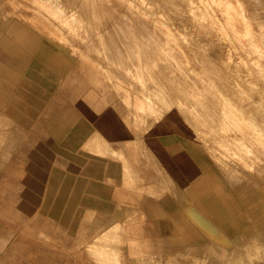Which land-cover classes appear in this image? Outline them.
<instances>
[{
	"label": "rangeland",
	"instance_id": "1",
	"mask_svg": "<svg viewBox=\"0 0 264 264\" xmlns=\"http://www.w3.org/2000/svg\"><path fill=\"white\" fill-rule=\"evenodd\" d=\"M59 2L67 13L75 11L72 22L84 25L83 35L44 0H0L1 18L28 27L37 56L31 73L38 74L30 76L26 98L5 97L0 108V264H231L234 248L227 251L223 242L253 221L252 197L236 189V180L243 176L249 188L259 178L262 190L264 167L248 156L242 166L230 156L228 167L215 160L212 147L229 145L233 131L225 139L226 132L171 101L172 94L187 100L205 94L184 86L192 76H205L160 60L165 68L142 61L145 84L135 71L126 81H112L106 66L133 40L139 23L125 14L136 15L137 4ZM117 85L133 97L150 91L161 106L151 111L127 104ZM100 240H108L104 248Z\"/></svg>",
	"mask_w": 264,
	"mask_h": 264
},
{
	"label": "bare ground",
	"instance_id": "2",
	"mask_svg": "<svg viewBox=\"0 0 264 264\" xmlns=\"http://www.w3.org/2000/svg\"><path fill=\"white\" fill-rule=\"evenodd\" d=\"M44 1L45 3H47V5L55 8L57 13L64 17L66 19V22L71 27L77 29V35H83V33L85 32L84 25L79 23L74 24V22H72L73 20H76L74 14L75 11L67 13L66 9L63 6V3H60L59 0ZM125 1H129L130 6H132V4H137L138 10L133 12L136 13L137 16L135 14L132 16H130L131 14H125V17L127 21L130 18L134 23L138 22L139 26L137 27L138 29L135 30V25H133L134 31H132L131 34L133 40L130 41V43H127V47L124 49V56H117L114 59L112 58L113 64H108L106 66L108 70H106V72H108L110 79L119 83L121 81L128 80L132 71H135L139 74V72L142 71V61L147 62L143 64H147V68L160 67L163 64V61L161 62L160 60H165L166 65L167 63L173 64L175 68L177 66H180L181 68L183 67L182 69L184 70H186L185 68L189 70V67L191 66L192 70H195L194 72H196L197 74L201 73L205 77L203 79H200L201 77H198V75H191L192 81L189 80L190 83H182L186 87L196 88L195 92L197 91V94L201 93L197 89H200L205 94L201 93L203 94L202 96L199 95L200 97H197L195 99H193L194 97L190 98L191 100L185 99L184 96L182 97V95L172 94L171 101H173V103L177 102L181 107L188 108V111L192 113V116L194 118H203L204 121L210 125L211 129L223 133L226 132V134H224L225 139H227L229 135L228 132L231 130L233 131V138H228L229 140H231V143H228L229 145L224 142L220 144V146H217V148L215 146V149L213 147L212 149L210 148L215 160H217L218 162L221 161L224 166L228 167L230 166V164H227L226 159L231 157L236 163H239V165L242 166L244 165L243 158L248 156L247 158L252 160L251 163L254 162L255 166L257 165V167L263 168L264 0ZM112 50L115 51L114 53H118L117 49ZM132 58L134 59L131 60ZM136 58H138L139 62L135 61ZM154 59H157L158 63L151 62ZM161 68L165 67L161 66ZM175 68H173V70ZM167 69L168 68H166L165 70ZM163 70L164 69H161L160 72ZM192 70L190 69V71ZM167 72L168 70L166 71V73ZM194 72L192 73L193 75ZM141 73L139 74L138 78L140 82H144L143 78L141 77ZM150 73H152V71L150 72L149 70L148 74ZM119 74H122L121 79L119 77ZM164 74L165 73L163 72V75ZM170 74L171 73H169V75ZM201 74L199 76H201ZM168 76H166V78ZM143 77H145V75ZM158 78L159 77H157V79ZM181 78L183 79V77ZM168 79V82H170V77H168ZM172 81L174 80L172 79ZM145 83L147 82L145 81L144 84ZM118 85L116 86V90L119 94L122 95V100L127 104L136 101L139 103L140 107L149 108L151 111H155V109L158 110L161 106L160 98L152 96L149 93L150 91L144 90L141 95L133 97L130 92L131 89H126V92L124 93L120 89L121 86ZM154 87L156 86L154 85ZM157 88H159V86H157ZM198 91L200 93H198ZM188 92L189 90L187 91V93ZM197 94H195V96ZM142 117L143 116H140V118ZM194 138L196 137L194 136ZM217 149H221V151H218ZM247 158L246 161L248 160ZM247 162L249 163V160ZM242 177L241 180H243ZM241 180H236V189L241 194L249 191V194L252 197V207L250 208L252 217L250 216V218L253 221H251L252 223L250 224L249 230H247L246 232L244 231V234L237 236L235 238L236 240L234 239V241H224L223 245H229L227 247L225 246L227 251H230L231 247L234 248V256L232 257L231 264H264V208L263 210L261 208V206L263 205V202L261 201L263 193L261 191L264 192V183L261 181L262 179H260V183L263 184V188L261 190V187L259 185H256L257 182H259V178H252L251 181L248 180L251 184L249 188L243 185ZM148 193L150 194V191ZM107 235L105 234V236H103V239H107ZM97 238L98 237L96 236V239ZM110 239H114V237H110L109 240ZM102 241L103 240H100L101 247L99 248L103 247L104 241L106 240L103 241V245ZM216 241L219 240L216 239ZM216 243L217 246L220 245L218 242ZM88 245H90V243ZM94 248L96 250H99V248L97 249V247ZM107 248L108 250H112L110 246ZM93 251L95 250L93 249ZM202 251L206 252L207 249H202ZM130 252L132 254V251ZM94 253L96 254V252ZM110 253L111 252L109 251V254ZM90 254H92V252ZM102 255L104 254L102 253ZM112 255H115L114 258L117 256L116 253ZM116 258L115 260H117ZM103 259L104 258H102V260Z\"/></svg>",
	"mask_w": 264,
	"mask_h": 264
},
{
	"label": "crops",
	"instance_id": "3",
	"mask_svg": "<svg viewBox=\"0 0 264 264\" xmlns=\"http://www.w3.org/2000/svg\"><path fill=\"white\" fill-rule=\"evenodd\" d=\"M27 29L18 19L0 17V108L5 97L12 99L14 94L22 93L26 98L31 91L30 76L38 75L31 73V60H37V56L31 55Z\"/></svg>",
	"mask_w": 264,
	"mask_h": 264
}]
</instances>
